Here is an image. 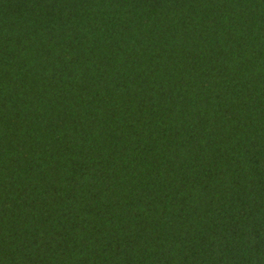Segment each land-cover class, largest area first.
<instances>
[{"label":"trees","instance_id":"obj_1","mask_svg":"<svg viewBox=\"0 0 264 264\" xmlns=\"http://www.w3.org/2000/svg\"><path fill=\"white\" fill-rule=\"evenodd\" d=\"M0 264H264V0H0Z\"/></svg>","mask_w":264,"mask_h":264}]
</instances>
